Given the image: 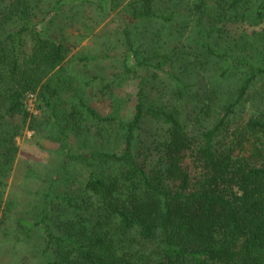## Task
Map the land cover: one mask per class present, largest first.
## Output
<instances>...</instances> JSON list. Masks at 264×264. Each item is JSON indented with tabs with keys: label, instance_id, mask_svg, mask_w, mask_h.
<instances>
[{
	"label": "trees",
	"instance_id": "trees-1",
	"mask_svg": "<svg viewBox=\"0 0 264 264\" xmlns=\"http://www.w3.org/2000/svg\"><path fill=\"white\" fill-rule=\"evenodd\" d=\"M87 1L105 14L121 5V0H0V184L18 152L14 139L31 115L24 103L28 95H36L43 114L54 112L52 121L58 126L65 104L53 98L70 90L67 122L80 129L83 119H91L97 128L94 137L82 129L77 145L92 149L83 158L89 174L82 193L76 199L48 197L36 221L18 219V228L29 231L28 236L44 226L46 260L40 264H264V116L242 128L230 126L237 109L264 80V27L253 30L264 25V0H129L126 24L132 30L127 33L135 34L131 43L136 32L148 38L139 48L131 46L122 60L106 56L112 60L108 69L119 68L109 77L103 63L93 70L95 60L76 57L74 62L72 57L91 32L82 7ZM90 21L92 28L98 22ZM229 24L246 31L224 40ZM77 26L83 32L73 45L66 29ZM198 40L207 56L228 62L225 74L242 70V80L236 99L225 103L223 115L200 135L188 160L194 140L178 115L147 104V97L149 85L161 74L173 81L176 96L185 91L188 84L164 68L172 65L175 54L189 60L181 43L197 47ZM220 41L229 44L223 55ZM194 46H188L189 53ZM78 66L82 73L73 74ZM137 79L134 114L121 121L123 154L105 152V138L114 137L105 123L119 120L117 89ZM93 85L111 99V115L105 117L90 105L87 94L95 93L87 90ZM254 100L260 114L264 96ZM8 115L21 117V124L7 125ZM146 121L168 125L171 132L166 150L153 142L157 156L149 166L133 155L137 131ZM69 132L62 142L71 149ZM56 200L66 205L60 207Z\"/></svg>",
	"mask_w": 264,
	"mask_h": 264
},
{
	"label": "rangeland",
	"instance_id": "rangeland-1",
	"mask_svg": "<svg viewBox=\"0 0 264 264\" xmlns=\"http://www.w3.org/2000/svg\"><path fill=\"white\" fill-rule=\"evenodd\" d=\"M129 3V0H121V5L112 9L109 14L100 12L98 7L94 6L95 2L87 1L82 6L85 16L88 18L86 23L91 32L86 40L72 50L74 62L77 61L76 57L93 59L96 62L93 64L96 66L93 67V70L97 68L98 64L103 63L105 77H109L108 74L118 71L119 68L108 69L112 60H105L106 56L122 60L123 55L129 50L131 51V46L139 48L142 43H146L145 38L148 36L145 35L144 38L142 32H136V42L131 43L130 39L131 37L135 38V34L131 36L127 33V29L132 30V27L126 24L127 4ZM93 19H97L98 22L92 28L94 22L90 20ZM263 27L264 25L253 30L259 31ZM245 31L246 27L229 24L223 30L224 40L239 36L241 32L245 33ZM82 32L83 30H80L78 26L66 29V34L72 39L73 45L76 44L78 36ZM198 41L197 47L192 42L181 43V48H186L184 53L189 57V60L181 61L175 54L172 65L164 68L169 76L173 73L188 84L185 91L176 96L173 81L167 80L161 74L153 79L157 82L156 84L153 82L149 85L150 94L147 97V104L162 106L178 115L184 131L194 140L190 150L186 152V155L190 156L187 158L188 160H191L197 150V141H199L200 135L215 126L223 115L225 103L236 99L242 80L240 77L242 70L236 71L237 73L225 74L229 67L228 62L207 56L200 47V40ZM189 45L195 47L193 52H188ZM225 47H229V44L220 41L221 55H223ZM101 60L105 61L101 62ZM79 67L72 73L81 74L82 71ZM187 69H190V72ZM243 71L245 70L243 69ZM139 83V79L130 83L124 82L120 86L122 88L117 89L118 97L121 99L117 110L119 120L110 124L105 123L106 128L112 129L114 135V137L105 138V152L123 154L124 130L121 121L128 122L134 114ZM98 90L99 86L95 85L87 90V92L92 91L91 94L95 93L91 96L87 94L90 105L105 114V117L111 115L113 113L111 99L106 92L105 98L102 97L97 92ZM68 91L61 93L60 99L53 98L54 103L60 100L65 104V111L61 112L64 114L60 116L61 123L58 126H56L55 120L52 121V117H56L54 112L43 114L42 110L37 109L39 102H37L36 95H33L36 100L34 110H30L32 109L30 95L25 99L24 103L31 115L24 124L21 134L14 139L18 152L10 175L3 178V183L0 184V264H40L45 262L46 231H44V226L35 228L28 236L29 231L18 228V219L36 221V216L40 212L39 208L44 200H49L48 197L54 199L67 195L76 199L82 193L83 186L88 179V163L83 158L87 159L92 149L89 146L78 148L77 145L83 136L82 129L91 131L92 137H94L97 134V128L91 119H83L80 129H78L79 127L75 129L74 121L69 119L71 123L67 122V118H70L67 112L72 111ZM258 96H264V80L260 82V88L252 93L250 99L244 101L237 109V115L230 123L232 129L242 128L257 115L264 116V110L261 109L260 114H257L258 104L254 99ZM64 116L66 118H63ZM7 117V125L21 124V117H9V115ZM70 127L73 130L69 132ZM61 131L64 133L62 134ZM68 132L72 139L71 143L74 145L71 149L66 148L62 142L63 136ZM105 132L107 131L105 130ZM170 133L168 125L155 121L144 122L137 131L133 147L135 160L144 166L151 165L154 157L157 156V151L152 146L153 142L156 141L158 147L166 150V145L170 141ZM88 143L91 146V142ZM75 157H80V159ZM56 204L60 207L66 205L63 200H56ZM43 206H45L44 203Z\"/></svg>",
	"mask_w": 264,
	"mask_h": 264
},
{
	"label": "built area",
	"instance_id": "built-area-1",
	"mask_svg": "<svg viewBox=\"0 0 264 264\" xmlns=\"http://www.w3.org/2000/svg\"><path fill=\"white\" fill-rule=\"evenodd\" d=\"M29 99H30V106L32 108L30 110H34L35 109V102H36L35 97L33 95H30Z\"/></svg>",
	"mask_w": 264,
	"mask_h": 264
}]
</instances>
